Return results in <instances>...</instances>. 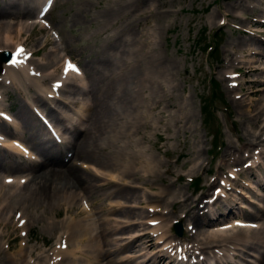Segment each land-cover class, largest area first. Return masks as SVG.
Returning a JSON list of instances; mask_svg holds the SVG:
<instances>
[{
  "label": "bare ground",
  "instance_id": "bare-ground-1",
  "mask_svg": "<svg viewBox=\"0 0 264 264\" xmlns=\"http://www.w3.org/2000/svg\"><path fill=\"white\" fill-rule=\"evenodd\" d=\"M30 1L33 6H26L22 11L18 6L0 0V51H10V48H14L12 52L15 53L19 50L18 46H21L20 43L14 42L10 31L13 26L6 19L23 18L21 19L23 24L21 23L16 30L20 35L22 27L32 28L34 26V23L31 25L26 23L28 19H36L38 22L37 19L42 18L48 4L47 0ZM250 1H254L257 8L245 6L242 0H234L230 7L250 11L253 8L263 15L264 0ZM155 2L156 0H113L107 9L100 13L97 20L101 21V31L106 32L121 23L119 26H124L121 29L129 36L131 44L128 45L127 42L118 44L119 26L116 27V31L106 36L101 46V54L92 59L95 72L91 78L92 83L86 87L91 96V104L85 103L81 107L82 112L78 119L71 121L70 126L67 125L68 128L65 130L70 135L69 140L58 144L51 137H45V140L39 139L41 151H38L41 154V160H38L35 147L24 139L25 136L34 139L43 133L39 128L38 117L32 108L46 107L47 99L52 100L58 92L62 91L63 87L69 88L67 90L69 95L76 94V89L79 90L80 85L77 74H80V71L78 72V69L69 70L70 62L66 59L63 75L59 79L62 81V86H60L62 88L56 91L52 87L49 89L46 87L52 76L49 71L65 57L55 56L48 63L33 62L30 67L23 58L24 54H18L11 63L0 65L2 76L0 89H3L0 93V104L4 95L8 98V88L20 94L15 117L7 114L0 105V133L3 135V138H0L2 147L0 168L4 162L10 170L9 176L3 179L0 176V226L5 231H19L23 228L28 230L37 221L35 213L44 216L47 212L58 211L62 198L65 203L71 201L64 211L76 215L75 218L78 219L65 222H54L53 219H49L50 221L44 222L43 228L51 234H56L54 237L57 239L56 243L63 239L62 243L65 244V247L60 245L58 249H53V264H74L71 261L75 258H81L83 264H166L168 258L167 264H228V261L241 249L245 253L254 252L252 255L254 261L249 264H264V227H260L261 223H259H264V211L259 208L256 212L241 213L229 207V204H224V201L217 203L221 206L216 209L218 205L215 201L208 205L209 208L215 205L213 208L215 211L211 213L207 211L206 214L199 216L194 206V202L197 204L199 198L190 202V197L186 193L179 188H174V182L161 181L160 179L163 178L160 171L162 164L144 146L149 142L151 135L157 138L162 137L159 133V120L155 111L163 104L167 108H172L173 103L169 100L171 97L169 92L178 89L171 73L174 63L163 60L157 52L155 39L158 38L160 28L147 33L136 31L141 25L139 19L142 15L145 24H148L149 20L164 5L163 1ZM144 6L146 9L154 7V13L145 14V10H142ZM139 10L143 13L135 16V12ZM221 20L223 19H219ZM257 20L259 23L264 22V19ZM136 37L138 38L137 44ZM241 44L243 40H238L237 45ZM55 47L57 50V45ZM40 48L35 52L31 50L30 55H36L41 51ZM55 50L51 53L56 52ZM250 57L251 63L255 57L262 59L264 50L252 51ZM232 63L233 59L224 55L220 66L224 68L226 65L231 66ZM163 76H167L168 79ZM55 81L58 80H54L53 83ZM163 81L170 85L168 93ZM21 98L24 103L21 102ZM54 100L63 107L81 103L75 101L74 98L65 100L54 98ZM30 104L33 106L30 107ZM191 104L189 100L181 102L178 110L170 116V126L166 127L167 131L172 128L180 129V123H186L194 117ZM52 111L54 110L51 108L48 110L49 119L55 120L57 117H53ZM247 120L250 127L244 130L239 139V146L228 144L216 167L217 171L223 168L226 161L236 165L250 157L256 158L257 168H264V105L259 111L256 108H249ZM77 125H81V128L80 126L76 128ZM67 147L69 151L76 149L77 154L85 158L91 155L97 157L95 160H91L92 157H90V165H103L104 168L97 166L109 172L113 169L119 170L120 173H115L122 177V183L93 174L92 171L87 172L76 168L59 170L58 160L62 154L58 150H67ZM152 147L158 149L155 144ZM255 149L258 151L254 153ZM201 151V148H198L195 154L199 156ZM254 154H259V156H253ZM12 155L26 158L29 161H12ZM260 156L263 157L262 160H259ZM201 167V164L195 165L190 172ZM164 172L169 175L173 174L168 167ZM60 173L65 174L75 183L90 184L94 180V182L102 180L111 186L115 184L118 187L117 193L126 197L129 202L110 201L99 203L97 207L93 205L90 210L81 207L79 210L78 192H66L63 197L64 188L55 183L57 182L55 176L58 177ZM234 176L236 174L232 177ZM176 180L179 181L180 177L177 176ZM217 180L215 177L212 184ZM155 181H159L162 186L157 194L152 196L141 194L144 188L153 189ZM100 187H98L99 190L103 189ZM215 189H218L220 195L216 200L219 198L221 200V197L225 196L223 188ZM209 202L211 201L207 200L205 205ZM223 206L227 209L224 214L220 212ZM243 207L246 209L245 205ZM172 214H180L176 219L180 221L186 219L185 222L191 224L185 228L186 239L192 244L193 249L198 250L197 253L193 252L197 258L192 255L191 246L184 248V256L176 254L180 256L179 259L172 257L173 254L168 251L174 245L172 228L169 224ZM227 215L243 218L244 221L236 222L237 228L225 223L227 230H219V224H211ZM152 221H155V224L151 223ZM1 238H7L8 244L14 240L11 238V232L2 233ZM230 244L233 245L231 248L228 246ZM26 246L27 243L20 244L19 249L11 256V264H49L48 252L51 248L49 251L36 253L37 248ZM157 247L159 251L165 253L155 252L154 249ZM3 249V244L0 243V250ZM122 251L125 253L120 256ZM221 251H223L222 255L227 253V260L222 259ZM132 252L134 254H131ZM127 253L128 255L124 256ZM32 255H35L36 263L30 261L29 258ZM135 258L137 262L133 263L132 260Z\"/></svg>",
  "mask_w": 264,
  "mask_h": 264
},
{
  "label": "rangeland",
  "instance_id": "rangeland-1",
  "mask_svg": "<svg viewBox=\"0 0 264 264\" xmlns=\"http://www.w3.org/2000/svg\"><path fill=\"white\" fill-rule=\"evenodd\" d=\"M5 1L11 3V5L18 6L22 11L26 6H33L30 0ZM112 1L50 0L49 13L41 23H34L32 28H26L27 26L25 28L22 27L20 35L17 34L16 30L21 25V19L23 18L6 19L13 26L10 31L14 42L20 43L25 51L32 50V52H35L41 47V51L36 55L30 57V59L27 58L29 64L37 61L48 63L55 56H58V58L68 56L74 59L81 69V85L79 86V90L76 89L77 93L70 95V98H74L75 101L77 100L81 103H74L69 107H63L59 102L47 100L48 104L46 107H38L40 116L46 118L45 115H47L49 117L48 110L51 108L54 110L52 111L53 117H57V119L51 120L53 124L48 123L46 126L44 124L41 125V122L38 120L39 128L43 132L42 135L40 134L34 139H29L27 136L24 137L25 140L35 147L37 152L38 150L41 151L39 139L46 135L48 132L47 128L49 129L48 126H50V129L53 126L57 127L56 129H61L63 131V141L69 140L70 135L66 132L65 128L67 129L70 123L78 119L82 112L81 107L85 103L87 105L91 104V96L86 87L92 83L91 78L95 72L92 59L101 54V46L106 36L116 31V27L121 24L119 23L115 28H110L106 32L101 31V21L97 20V18L100 17L102 11L109 7ZM160 1H163L164 5L159 9L158 13L149 20L148 24H145L144 16L142 15L139 19L141 25L136 30L137 32L142 31L143 33H147L152 32L155 28H160L159 35H157L158 38L155 39L157 41V52L163 60L174 63L171 73L174 84H177L178 87L174 92H169L170 85L163 81L167 93L171 94L169 100L172 101L173 107L167 108L163 104L155 111L159 120V133L162 137L157 138L151 135L149 142L144 144L147 150L154 154L162 164L160 171L163 178L160 180L174 182V188H179L186 193L190 197V202L198 198V196L192 193L194 186L191 181L193 182V180L198 179V189L203 188L205 190L201 193H207V190L210 191L213 187H219L220 181L226 180V191L230 196L231 207L237 210V212L243 213L244 211L245 213L246 209L256 212L259 208L264 211V168L259 169L255 167V157H250L236 165L231 164L230 161H226L223 168L219 171L216 170L223 151L228 144L231 143L238 147L239 139L242 137L244 130L250 127V123L248 124L247 120L249 108H256L259 111L264 105V58L258 59V57H255L252 63L250 62V53L252 51L264 50V25L257 22V19L263 17L264 14L260 15L261 12L253 8V11L244 8L231 9L230 5L234 3V0ZM242 1L245 6H255L254 1ZM155 3H157V0ZM142 10H145V14L154 13V7L146 9L144 6ZM141 13L143 12L139 10L134 15L137 16ZM213 15L215 17H212ZM226 16L227 24L221 25L219 19H223ZM34 21L30 18L26 23L31 25ZM121 27L124 26L118 27L120 29L117 32H120V34H118L119 38L117 42L118 44L127 42L130 45L131 40ZM137 39L136 37V44ZM46 40L48 41L46 42ZM238 40H243V44L237 45ZM54 43L57 45V50H55L56 45L54 46ZM209 46L212 49H209L211 53L208 56V51L206 52V50ZM13 49L10 48L9 50L12 51ZM52 50L56 51L54 52L55 54L51 53ZM224 55L232 58L233 63L231 66L226 65L224 68H221L220 64ZM62 65L63 63L60 61L49 71L52 76L46 85L47 89L52 85V80L58 79ZM224 76L228 79H225ZM163 77L168 79L167 76ZM211 79H214L219 84V88H212ZM65 90L67 91L68 88ZM2 91L3 89H0V93ZM7 91L8 98L5 95L3 96L4 100L1 103V108L15 117L16 108L20 101V94L17 91H13L12 88H8ZM212 93L214 94V100H211ZM68 94L63 92L59 98L65 100ZM183 100L192 102L191 108L194 117L186 123H180V129L172 128L167 131L166 127L170 126V116L178 110ZM21 102L24 103L22 98ZM29 106L32 107L33 105L30 104ZM202 108L203 112L206 109L208 112L202 113ZM67 119L69 120L67 121ZM67 123L68 126H66ZM78 127L81 128V125H77L76 128ZM217 131L219 135H217ZM213 135H215V138H213ZM153 144L158 147L157 150L152 147ZM198 148L202 150L199 156L195 154V150ZM62 150H58L62 154V157L58 160L60 163L59 170L65 171L68 168H76L83 171L86 170L87 172L92 171L93 174H99L106 177V179L110 178L122 183V177L115 173H120L119 170H110L111 173L106 169H102L104 168L103 165H90V157H92L91 160L97 158L94 155L85 158L82 155H78L76 149L75 151L73 149L69 151L67 147V150ZM257 151L255 149L254 153ZM256 155L259 156V154ZM256 155L254 154L253 156ZM38 158L42 159L39 153ZM262 158L260 156L259 160H262ZM3 163L0 168L2 179L10 174L7 165ZM200 164L202 165L201 168L190 172L195 165ZM97 165L102 168H99ZM167 167L172 170V175L164 172ZM237 173L239 176L236 177L235 181V179H232V176ZM177 176L180 177L179 181L176 180ZM213 177H217L218 182H215L212 187L207 189V185H209ZM55 180L57 181L55 183L60 184L64 188L62 191L63 197L66 192H78L80 201L76 205L78 204L79 210L80 207L90 210L93 205L97 207L99 203H108L110 201L116 203L129 202L126 197L117 193L116 189L118 187L115 184V186L113 184L111 186V184H106L102 180L96 182L94 180L90 184L75 183L62 173L58 177L55 176ZM154 184L153 189L144 188L141 190V194L145 196L157 194L159 188L162 186L159 181H155ZM100 186L103 189L99 190L98 187ZM229 188L231 189L227 190ZM104 192L110 195L106 196ZM202 197L204 196L202 195ZM70 204L71 201L65 203L61 198L58 211L47 212L44 216H42V213V215L35 213L37 221L28 230L5 231L0 226V235L11 232V238L14 239L12 242H9L10 248L8 251L6 249L7 238L0 239V243L4 246V249L0 250V264L12 263L11 256L18 250L21 242H28V247H35L39 252L44 248L43 246L47 247L44 249L58 247L59 244L55 243L57 239L54 238L56 234L49 233L47 229L43 228V224L47 220L50 221L49 219H53L54 222L78 219L75 218L76 215L64 211L66 206ZM202 204L198 203L197 205L194 202L199 216L204 212V208L200 207ZM244 205L246 209H244ZM39 210L42 212L41 209ZM55 214L56 216H54ZM179 215L172 214L169 224L173 223V220L179 217ZM115 216L120 217L122 215ZM235 218L228 215L211 224L223 225L230 223ZM185 221L186 219L183 221L184 226L189 225ZM259 223H261L260 227H264L263 222ZM63 229L65 230V228ZM173 239L175 240L176 237H173ZM183 242H185V232L181 239L176 240V244L182 245ZM123 253L125 251H122L119 255L121 256ZM237 253L240 257L235 259L241 260V264H249V262L254 261L252 257L254 252L252 251L245 253L241 249ZM32 260H34V257ZM72 262L74 264L84 263L81 258H75Z\"/></svg>",
  "mask_w": 264,
  "mask_h": 264
},
{
  "label": "water",
  "instance_id": "water-1",
  "mask_svg": "<svg viewBox=\"0 0 264 264\" xmlns=\"http://www.w3.org/2000/svg\"><path fill=\"white\" fill-rule=\"evenodd\" d=\"M3 59H5V57H2ZM181 233V230L179 229V234Z\"/></svg>",
  "mask_w": 264,
  "mask_h": 264
},
{
  "label": "snow or ice",
  "instance_id": "snow-or-ice-1",
  "mask_svg": "<svg viewBox=\"0 0 264 264\" xmlns=\"http://www.w3.org/2000/svg\"><path fill=\"white\" fill-rule=\"evenodd\" d=\"M75 70V69H74ZM78 71V70H77ZM8 182H11V181H8Z\"/></svg>",
  "mask_w": 264,
  "mask_h": 264
}]
</instances>
